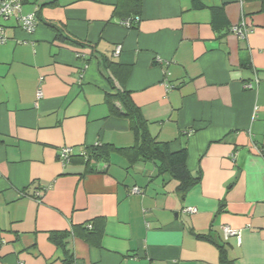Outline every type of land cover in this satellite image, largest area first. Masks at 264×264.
I'll list each match as a JSON object with an SVG mask.
<instances>
[{
	"label": "crops",
	"instance_id": "obj_1",
	"mask_svg": "<svg viewBox=\"0 0 264 264\" xmlns=\"http://www.w3.org/2000/svg\"><path fill=\"white\" fill-rule=\"evenodd\" d=\"M116 1L22 0L33 33L4 23L0 264H221L224 256L264 264L260 4L142 0L127 28ZM240 21L245 40L231 32ZM47 24L83 46L58 43ZM118 92L129 93L157 142L186 149L187 171L200 182L185 195L153 161L113 150L81 162L96 144L134 145L129 121L109 113L106 96ZM62 147L73 150L67 164L58 161ZM223 227L240 240H225Z\"/></svg>",
	"mask_w": 264,
	"mask_h": 264
},
{
	"label": "trees",
	"instance_id": "obj_2",
	"mask_svg": "<svg viewBox=\"0 0 264 264\" xmlns=\"http://www.w3.org/2000/svg\"><path fill=\"white\" fill-rule=\"evenodd\" d=\"M248 3L258 2L261 6V12L264 13V0H243ZM53 4H48L52 6ZM142 9V0H117L114 7V14L121 18V21L127 19L133 20L137 17ZM219 9H212L215 17L221 14ZM133 23V22H132ZM48 28L55 32V39L58 43L70 46H83L77 40L64 35L61 30L57 29L53 24H47ZM114 102H119L122 112L114 106ZM106 103L109 113L112 116H123L129 121V129L134 138V145L129 148L114 149L111 146H94L86 153L87 158L80 157L81 162L88 167L91 160L98 162L108 156L111 151H117L125 156L129 162L136 161H153L157 165L158 175L168 174L176 183V190L185 195L192 187L200 182V176L194 178L190 175L186 168L187 151L181 149L176 152L170 151L167 143L157 142L148 129V123L140 113V110L133 103L128 92H118L114 95L106 96ZM199 238L201 236H198ZM50 241L64 247L62 242L63 236L58 233L50 234ZM224 255V254H223ZM221 264H231L224 256Z\"/></svg>",
	"mask_w": 264,
	"mask_h": 264
},
{
	"label": "built area",
	"instance_id": "obj_3",
	"mask_svg": "<svg viewBox=\"0 0 264 264\" xmlns=\"http://www.w3.org/2000/svg\"><path fill=\"white\" fill-rule=\"evenodd\" d=\"M9 20H15L19 26V28L24 31L27 34L33 33V31L36 28V19L34 14H23L22 13V0H0V45H3L7 41V37L5 34V26L4 23ZM139 18L135 17L133 20H125L121 21V24L127 28H129L133 23H138ZM231 32L237 36L240 40H245L247 37V34L249 32L248 28L246 27L244 21H240L235 26L231 27ZM120 51V47L118 46L115 50V54H118ZM255 83H257V80L255 79ZM244 89L250 90L252 88L251 84L247 83L244 84ZM37 98L41 96V90L38 88L36 93ZM95 146H98L96 144ZM73 156V150L70 147H62L60 151L58 152V161L61 164H67L70 162L71 158ZM80 157L86 159L87 153L81 152ZM90 163H94L93 160L90 161ZM132 193H140V190L137 188H134L132 190ZM185 213H196V209L194 208H185ZM90 227V226H88ZM224 239L226 240L229 237H235L237 241L240 240L238 231L231 229L229 227H223L222 228Z\"/></svg>",
	"mask_w": 264,
	"mask_h": 264
}]
</instances>
